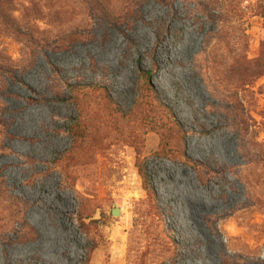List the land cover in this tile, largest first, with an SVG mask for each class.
I'll use <instances>...</instances> for the list:
<instances>
[{
  "label": "rangeland",
  "instance_id": "obj_1",
  "mask_svg": "<svg viewBox=\"0 0 264 264\" xmlns=\"http://www.w3.org/2000/svg\"><path fill=\"white\" fill-rule=\"evenodd\" d=\"M0 3V264H264V0Z\"/></svg>",
  "mask_w": 264,
  "mask_h": 264
},
{
  "label": "trees",
  "instance_id": "obj_2",
  "mask_svg": "<svg viewBox=\"0 0 264 264\" xmlns=\"http://www.w3.org/2000/svg\"><path fill=\"white\" fill-rule=\"evenodd\" d=\"M0 5H1V3H0ZM1 7V6H0ZM25 28H28L27 26L25 27ZM260 68H264V60H263V62L261 63V64H259L258 66H257V68H256V70H259ZM0 71L1 72H3V68L0 66ZM264 73V71L261 73V74H263ZM260 74V73H259ZM151 76V75H150ZM149 75H148V77H150ZM8 77H9V79H15V76H9L8 75ZM147 80L149 81V78H147ZM0 127L2 128V130H3V133L5 132V130H4V128H5V126H4V124H2L1 122H0ZM68 130H69V134L71 135V136H73L74 138H77V136H80V137H85V133H84V130L82 129V128H80V127H77V126H74V125H71V126H69L68 127ZM62 155L63 154H60L59 156L60 157H55L53 160H52V162L54 163V164H56V162H58L59 160H60V158H62ZM138 169H139V172H140V175H141V177H142V179H143V183H144V189L146 190V191H148L149 190V184H150V179H149V177H148V175H147V173L143 170V168L140 166V165H138Z\"/></svg>",
  "mask_w": 264,
  "mask_h": 264
},
{
  "label": "water",
  "instance_id": "obj_3",
  "mask_svg": "<svg viewBox=\"0 0 264 264\" xmlns=\"http://www.w3.org/2000/svg\"><path fill=\"white\" fill-rule=\"evenodd\" d=\"M114 214H115V215H118V214H119V212L115 210V211H114Z\"/></svg>",
  "mask_w": 264,
  "mask_h": 264
}]
</instances>
